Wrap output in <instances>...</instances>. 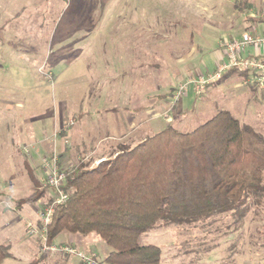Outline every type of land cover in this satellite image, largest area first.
Wrapping results in <instances>:
<instances>
[{"label":"rangeland","instance_id":"rangeland-1","mask_svg":"<svg viewBox=\"0 0 264 264\" xmlns=\"http://www.w3.org/2000/svg\"><path fill=\"white\" fill-rule=\"evenodd\" d=\"M121 6L137 7L138 12H116ZM120 15L121 21H130L132 15H138L141 24H151L153 21L156 42L154 56L140 52L138 57L147 62L153 59L155 65L152 70L159 74L163 70V63L166 66L164 71L171 73L179 72L182 68L185 77L181 82H184L187 75L197 71L193 67L201 74L208 73L204 60H213L216 39H232L250 28L260 27L259 23L264 21V0H0V190L10 189L9 196L0 192L8 203L1 205L8 208L5 207L4 211L0 209V233L1 237L8 235L11 251L22 257L19 264H26V254L37 249L32 239L20 238L24 228L21 222L16 221L20 214L12 204L41 186V169L32 161L24 163L23 154L17 159L21 162V169L17 166L15 169L12 158H9L13 150L12 140L20 133L23 122L28 126H38L40 121L35 118L48 114L50 107L59 104L69 75L79 81L82 76L86 77L92 84L87 85L89 87L95 88L101 83L103 72L109 70L106 62L110 61L100 59V56L106 53L109 57L113 56L114 47H117L108 43L105 46L107 52H104L102 41L117 38ZM122 25L123 33L129 30ZM127 25L130 27L132 24ZM142 25L146 27L145 23ZM83 37L98 39L99 44L95 45L98 51L94 53L96 60H92L94 57H89L90 61L87 59L86 53L92 50L84 55L80 53L81 45L70 44L72 39ZM75 55H80V58L74 61ZM41 64L43 69H40ZM144 69L147 70L145 66ZM72 82V88L80 84ZM178 85L164 97L167 109L163 116L170 115L168 122L163 119L166 126L172 125L188 132L218 111L227 110L240 123L250 125L264 135L263 92L245 84L241 73L227 74L219 83L208 85L200 94L191 86L176 101L174 94ZM74 102L77 106L86 104L80 96L79 101ZM185 107L187 110L179 114L178 110ZM69 115L72 114L69 112ZM70 121L73 124L67 129ZM73 125L74 119L68 120L55 131V136L67 133ZM82 126L78 120L73 128L79 131ZM104 132L106 130L101 129L103 135H96V138L108 139L112 136L104 135ZM15 144L17 148L26 149L25 144L28 143ZM93 157V154L82 156L74 160L73 165L63 167L69 170L77 161L94 165L104 160L93 161ZM9 168H14L17 173L6 184L3 179L5 176L9 178L8 174L13 172ZM26 206L35 205L29 203ZM245 208L242 217L231 213L218 214L205 222L172 225L147 232L139 241L166 244L168 237L165 231L172 228L178 231L175 240L180 251L189 254L190 260H197L202 251L211 249L212 253L217 254L219 264L238 263L247 257L251 264H264V191L262 196L248 201ZM9 223L11 225L7 226ZM98 241L109 247L100 239ZM99 254L102 258V253Z\"/></svg>","mask_w":264,"mask_h":264},{"label":"trees","instance_id":"trees-1","mask_svg":"<svg viewBox=\"0 0 264 264\" xmlns=\"http://www.w3.org/2000/svg\"><path fill=\"white\" fill-rule=\"evenodd\" d=\"M232 72L238 69L219 81ZM66 172L68 198L55 207L50 244L64 232L95 234L110 247L107 264H161V247L140 243L143 234L218 214L242 217L248 201L262 196L264 135L220 110L191 131L168 125L97 164L77 161ZM48 191L41 184L18 202H36ZM11 256L0 243V264Z\"/></svg>","mask_w":264,"mask_h":264},{"label":"crops","instance_id":"crops-1","mask_svg":"<svg viewBox=\"0 0 264 264\" xmlns=\"http://www.w3.org/2000/svg\"><path fill=\"white\" fill-rule=\"evenodd\" d=\"M120 11H130L136 13L138 12V9L137 7L129 8L121 6L118 10H116V12ZM121 17L122 15L118 16V23L121 25L117 28V38H105L102 41V44L104 45L102 49L104 52H107L105 46L108 43L117 45V47H114L113 56L109 57L108 53H106L107 55L100 56V59L102 58L106 61H110L106 62L109 70L103 72L101 83L96 85L95 88L89 87L87 86L90 84L89 79L87 80L86 77L84 78V76H82L81 81H79L75 79L76 77L71 78L69 75L64 83V94L62 95L59 104H57L54 108L50 107L48 114H42L35 118H38L40 121L38 126H28L26 122H23L20 133H17V135H15V139L12 140L13 150L12 154L9 155V158H12L15 169L16 166L21 169V162L17 159H20V155L23 154V157L25 158L24 163L28 162V160L32 161L36 167L41 169L40 180L43 187H47L45 184L44 173L42 171V160L44 157L49 156L54 152L58 153L60 165L62 167L73 165L74 160L91 154L94 155L93 161H100L101 159L115 155L122 144L135 145L143 138L163 130L166 127L163 119L165 118L167 122L170 119V115L168 117L163 116L167 109V106L165 107L164 105V97L171 91V89L174 90L178 83L184 79L185 75L183 76L182 74V68L179 72L171 73L170 71H164L166 66L163 63V70L161 74H159L152 70L153 65H155L153 59H150L152 61L149 62L140 60L138 57L140 56L138 54L140 52H146L150 56H154L156 42L153 21L151 24L143 22L146 26L144 27V25H142L143 23L141 24L138 20V15L137 17L132 15L130 21H121ZM128 22L132 24L130 27L127 25L129 24ZM122 23L126 26L124 29H129L126 30L125 33L122 32ZM259 24L260 27L258 29L250 28V30L247 31L259 34L264 33V21ZM131 30L134 32H131ZM242 34L234 38H241ZM97 40L98 39H95V37H83L81 39H72L70 44H75L76 46L81 45V47H79L81 50L80 53H84V55L88 50H92L90 52L91 54L89 52L86 53V56L88 57L87 59L90 61L92 57H94L92 60L97 59L94 54L98 51L95 46L96 44H99ZM213 50H215L213 60H204L205 65H203L205 66L207 72L214 71L216 67L226 58L225 50L221 47L220 39H216V44ZM257 52H260V54L264 56V47H260V50H257L254 46H249L245 52V56L252 57L257 55ZM79 58L80 55H75L72 60L75 61ZM144 66L147 70L144 69ZM40 67V69H43L42 64ZM193 69L197 71L191 72V74L187 75L186 78L191 76L193 77L194 75L192 74H201V71L197 68L193 67ZM238 72L242 74L245 84L251 86L254 90L263 92L264 96V91H262L256 84L249 82L251 75L250 72H242L239 70ZM78 75L79 74L76 76ZM58 76L59 75H57V78ZM71 82H80V84L78 86L73 85L74 88H72L70 84ZM79 96L83 98V101H86L84 106H77L75 104L74 101H79ZM186 110L187 108L185 107L179 109L178 112L179 114H182ZM69 112L72 115H69ZM70 119H74V125L69 129V131L63 135L55 136V131L59 130L65 122ZM78 120H80L83 124L82 129L79 131L73 128ZM101 129L106 130V132H104L106 134L104 135L112 136H109L108 139L104 137L96 138V135H103L101 133ZM138 135L142 136L138 138ZM15 143L28 144H25V146H27L26 149H22L21 147L17 148ZM29 168L32 174L31 165ZM9 169V171L13 172L8 174L9 178L5 176V179H3L6 184L11 182L17 173V171H14V168ZM26 174L30 176L29 172ZM9 191L10 189L0 190L1 194L6 196H9ZM48 195V192H46L44 196L36 202H32L35 205L32 207L26 206V204L29 203L20 205L18 201L22 198L14 200L12 204L13 208L17 209V212L20 214L18 215V219L16 221L19 223L21 222L24 228V233L20 236V238L22 240L25 239V237L32 239L37 249L36 252L26 254L24 262H26V264H81L78 256L64 255V253L42 252L37 243V238L31 235L28 231L27 223L39 220L41 203L47 200ZM0 197V209L4 211L7 206L5 205L2 207L1 205L2 203H8L5 201L6 199L3 196ZM38 202L40 206L38 205ZM10 223L7 226H10ZM171 226L172 225H170V227ZM171 229L172 228L165 231V234L168 237V243L157 244L162 249L161 264H219L217 262V254L212 253L211 249L210 251L206 250V252L202 251L203 254L197 260H190L189 254H182L180 246L176 243L177 241L175 240V237H178V231ZM97 238L99 237L95 234L84 236L64 232L55 239L54 243L69 244L85 253H96L100 259L104 260L110 252V247L102 245L98 241L100 238ZM0 239H2L0 243L10 247L12 255L11 257L6 258L1 264H19L23 259L21 256H16L11 251V245L8 242V235H3V237H1L0 233ZM99 252L102 253V258L100 257ZM192 252L193 251H191L190 254H192ZM232 264L251 263L250 259L247 257L243 258L241 262H234Z\"/></svg>","mask_w":264,"mask_h":264},{"label":"built area","instance_id":"built-area-1","mask_svg":"<svg viewBox=\"0 0 264 264\" xmlns=\"http://www.w3.org/2000/svg\"><path fill=\"white\" fill-rule=\"evenodd\" d=\"M249 46H254L257 50L264 47V33L247 31L241 38L223 39L221 47L225 50V60L212 72L189 77L186 81L180 82L175 91L174 100H179L191 86L196 89L197 94H200L208 85L219 81L225 72L235 68L242 72H250L249 82L256 84L264 91V56L257 52L255 56L246 57L245 52ZM72 124L73 121L68 122L67 129ZM42 168L45 184L49 188L50 201L41 203L38 221L27 223L28 231L37 238L40 250L78 256L81 264H107L96 253H85L69 244L48 242V225L52 221L55 207L65 203L68 198V192L64 188L67 170L60 165V158L56 152L43 158Z\"/></svg>","mask_w":264,"mask_h":264}]
</instances>
